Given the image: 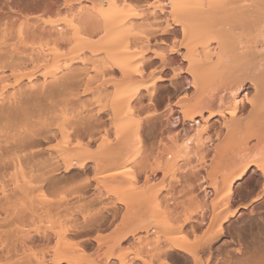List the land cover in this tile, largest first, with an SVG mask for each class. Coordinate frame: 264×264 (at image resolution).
<instances>
[{
  "label": "bare ground",
  "instance_id": "6f19581e",
  "mask_svg": "<svg viewBox=\"0 0 264 264\" xmlns=\"http://www.w3.org/2000/svg\"><path fill=\"white\" fill-rule=\"evenodd\" d=\"M87 1V7L80 11L68 9L72 0L60 4L3 1L0 264L10 263V254L19 249L14 264H97L88 260L80 263L68 254L79 248V244H72L73 249L68 241L70 236L77 237L82 232L85 235L98 228L107 229L112 220L118 222L114 221L117 226L113 230L109 228L118 235L103 252L106 262L116 258L125 264L124 256L130 251L116 255L112 248L131 238L136 243L132 261L139 260L141 264H232L229 251L222 250L217 242L226 237L224 226L248 203H238L234 188L248 174L257 176L251 184L255 195L249 203H257L264 197V0H165L167 6L159 7V12L152 13L146 23L141 22L149 29L142 42L146 49L151 52L155 44L163 46L162 52L152 54L146 62L147 73L143 68L129 65L135 50L126 38L121 43L108 39L109 34L131 22L132 17L122 13L123 6L118 0H107L105 5L98 0ZM121 1L128 4L130 0ZM97 2L100 5H95ZM67 9L71 13L67 24L32 21L27 31L18 26L16 31L19 38L25 31L26 38L33 42L17 40L22 42V47H18L21 42L18 46L13 42L17 37L11 28L17 16L11 14L41 17ZM72 16L86 29V35L87 31L90 35L103 34L98 38L100 44L95 41L111 64L106 67L107 78L102 76L98 83L90 82L84 68L58 76L57 67H52L63 56L57 47L80 35ZM75 57L71 55L68 61ZM64 63L68 68L70 63ZM165 71L171 72L170 77L164 76ZM82 75L84 82H80ZM167 80L170 82L164 93L167 101L163 98L165 104L159 109L162 94L157 87ZM206 83L209 89L203 90ZM79 86L82 90L76 92ZM93 91L103 105L96 114L75 118L66 127L68 117L62 112L58 116L60 110L56 111L60 98L69 94L79 99ZM106 110L107 117L101 119L97 113ZM109 126L113 132L109 129L108 138ZM100 131L99 144L96 137ZM144 133L158 141L163 135L168 138L171 144L162 148L159 145L157 149V156L165 160L164 164L158 161L153 167L147 164L149 168L143 167L146 160L141 135ZM129 164H135L136 169H126ZM88 165L98 170L103 180L95 179L113 197L112 212L105 209L112 219L104 221L108 215L99 211L100 215L96 213L97 217L90 221L83 216L81 225L76 219L81 205L69 207L66 195L57 198L54 195L70 180L85 174ZM175 171L179 172L177 181L183 184L179 193L188 194L187 202H177L178 191L174 194L175 190L170 188L172 197L163 201V209L193 208L197 215L176 218L163 228L156 244L151 246L146 242L147 237L157 229L146 225L139 211L146 205V190L175 175ZM159 192L155 191V197H160ZM99 200L95 198L94 203ZM145 211L140 215L145 217L148 213ZM71 219L73 234L55 229L56 224ZM104 233L101 235L105 236ZM186 233L200 239L194 237L195 243H183ZM13 234L16 241L6 243L4 236ZM99 236L96 235L97 240L93 236L98 244L103 238ZM256 236L252 257L245 256L238 244L236 252L241 255L238 264L264 263V225L258 227ZM16 247L19 249L15 250ZM145 254L150 255L148 260Z\"/></svg>",
  "mask_w": 264,
  "mask_h": 264
},
{
  "label": "rangeland",
  "instance_id": "374dc122",
  "mask_svg": "<svg viewBox=\"0 0 264 264\" xmlns=\"http://www.w3.org/2000/svg\"><path fill=\"white\" fill-rule=\"evenodd\" d=\"M3 1L4 0H0V21H1V17L3 16L1 11L3 9H5L3 6ZM39 1H41V2L42 1H54V2L58 1L60 4V3L65 2L66 0H39ZM67 1H71V0H67ZM86 2L88 3L87 0H76V1L72 0V2H71L72 5L68 9H70V10L74 9V11L75 10L80 11V9L83 10V9H85V7H87ZM98 2H101L100 3L101 5H105L107 3V0H98ZM117 2L119 4H121V7L123 6L122 7V13L132 17L130 19V21L135 25H133L131 22H127L128 24L126 23L119 30L114 31V33L109 34L108 39H110V40L114 39L117 42L121 43L123 41V39L126 38L129 42V45L131 46V49L135 50V53L132 54L131 62L129 65L131 67L143 68L144 71L147 73L149 70V67L147 66L146 62L150 59L152 54L162 52L163 46H159V45L155 44L152 47L151 52H149V50L146 49L145 45L142 42L145 41L146 37L148 36L149 29H148V27H146L147 24L145 25L142 23H144V22L146 23L147 21H145V20L146 19L148 20L151 17L152 13H156V12L158 13L159 7L167 6L165 4V0H130L129 3H131V6H129L130 5L129 3H128L129 5L125 4L121 0H118ZM97 3L95 5H100L99 3L98 4ZM68 9L64 10L60 13L46 14V15H43L41 17H35V16H26L25 17V13L20 14V15L13 13L11 15L17 16V17L15 20V23L13 24L14 26H16V28H13L14 26L11 28V31L13 32L12 34H14V37L16 34V37H17L18 31H16V30H19V29L26 30V29H28L29 24L31 25L32 21L34 22L36 20L40 21V22L57 21L58 23L67 24L69 22L70 14H71L70 11L68 13ZM72 17L73 18H71V19L75 18L74 22L76 24H78L77 17L76 16H72ZM17 21L20 23H18ZM27 22H28V25H27ZM0 24H1V22H0ZM126 25H128V26H126ZM17 26L21 27V28L18 29ZM78 27H79L78 32L81 31L80 35H79V33L77 35L78 39L72 40V39H69L70 38L69 37L68 38L69 43L67 42V44L65 43V44L57 47L59 49L58 52L63 53V56H62V58H60V61L57 64H53L52 67H54V68L57 67L55 74L58 76H66V75H69L71 72H73L77 69L84 68V70L87 73V76L91 78L90 82H92V84H95V83H98L99 81H101L102 76L107 78L109 73L106 70L107 69L106 67H108L111 64L109 62V60L106 58L105 52L103 50H101L100 46L98 45V43L100 44V42L98 41V38L101 39L103 34L98 32L99 34L96 33L98 35H96V34L90 35V33L87 31V35H86V33H85L86 29L83 26H81L80 23L78 24ZM2 28L3 27H1V25H0V32H1ZM69 31L70 30H68L67 33ZM24 32L22 33L23 35L21 36L22 39H20L21 37L20 38L17 37L16 39L13 40V42L16 43L17 46L21 42V41L18 42L19 40H22L25 42L30 41V43L33 42V40H31V38L28 39V36L26 38V34L24 35ZM20 33H21V31H20ZM110 35H112V36H110ZM88 36H89V39L91 41L88 39ZM167 39L169 40V38H167ZM152 41H155V40L153 39ZM30 43H28V44H30ZM20 46L22 47V42H21V44H19L18 47H20ZM54 48L57 49L56 47H54ZM71 55H77V57H75L72 62H69L68 58ZM121 59H124V58H121ZM81 60H84V62H82ZM64 62L70 63L68 68L64 67V64H65ZM154 64L157 65V60L154 61ZM103 66H105V67H103ZM100 71H102V73H100ZM163 74H164V76L166 75L167 77H170L171 72L165 71ZM80 78H82L80 80V82L85 81V78L83 75ZM169 84H170V82L168 80L158 84L157 88L159 90V93L162 94L161 95L162 100L160 99V102L158 104L159 109H161L163 107V105L165 104V101H167L166 95H164V93H165L166 88L169 87ZM208 89H209V83L204 84L203 90H208ZM75 90H76V92L81 91L82 86H79ZM65 95H63V97L60 98V100H59L60 106L58 104L56 111L58 112L60 110L58 112V116L62 112V113H65L66 116L68 117V120L64 124L66 127H68L70 125V121L72 122V120H76L75 118L88 116L90 113L96 114L97 110L104 103L103 101H100V99H97L98 95H97L96 91H93L92 93H87V94L82 95V96H80L81 95L80 94V95H78V96H80L79 99H75V98H73L72 95H69V94H65ZM163 98H165L166 100L164 101ZM82 106L86 107V108H83ZM58 107H60V108H58ZM57 109H59V110H57ZM107 112L108 111L106 110V112L103 111V112H99L97 114H99L98 116H100L101 119H105L107 117L106 116ZM141 117H143V115H141ZM60 119L61 118H59V120H57V121L60 122ZM109 129L112 131V128L109 126L108 131L106 133L107 137H108V134L110 133ZM97 134H98V137H96V141L100 144L102 142L101 131H100V133H97ZM97 134H96V136H97ZM102 134H103V132H102ZM164 136H165V138L161 140V138ZM109 137H110V134H109ZM141 137H142V141H143L144 159L146 160L145 166L143 164V167H147V166L153 167L156 165V163H158V161H159V164L160 163L164 164L165 160H162L161 158H159L157 156V151H158L157 149H159V145L162 148V147H167L169 144H171V143H169V140L167 141L168 138L166 137V135H163L159 141L156 137H150L146 133L142 134ZM97 142H96V144H97ZM162 161H164V162L162 163ZM146 164H147V166H146ZM126 166H127L126 169H130V170L136 169V168H134L135 164H131V165L129 164ZM179 166H180V163H179ZM147 168H149V167H147ZM88 170L89 171H87L85 174H83L80 178L78 177L74 180H70L67 184H65L62 187V189H60V191L58 193H56L54 195L55 198L59 197L61 194L66 195V197H67L66 202L68 203L69 207H77L78 205H81V207L79 208L81 211L78 210L79 214L78 213L76 214L77 224L80 222L81 225L83 224V218H82L83 216H85L86 221L87 220L90 221L94 217L95 218L97 217L95 215L99 211L103 215L104 214L108 215L107 212L108 211L110 212V210L112 212L111 202L113 201V197L110 194H107L105 192L103 186L100 184V182H101V180H103V178L98 173V170L97 171L95 170V168L94 169L90 168ZM177 171H179V170H177ZM177 171L174 172L175 175H170V176L166 177V179H164L163 182H161L160 184H157L152 189L146 190V193L148 195V199H147V202H145L146 205L144 207V210L148 211V213L145 211L147 213V215H145V217L141 216L143 214L142 212L144 211L143 209H141L142 211L141 210L139 211V216L145 218L146 223H147L146 225H149L150 227H154L158 231V233H157V231L152 232L151 235H149L147 237L148 241L146 240V242H148L150 245L152 244L151 246H154L153 244H156L155 243L156 238L159 235H161L163 228L166 225L171 224L176 218H180V219L185 218V217L190 218V217H195L197 215V212L193 208L179 209V210H174V211H168L166 209H163L164 208L163 201H165L168 197H172V195L168 192V189H170V188H173L175 190V191H173L174 194H177L176 192L178 191V194L176 195L177 196V202H179V203L180 202L181 203L187 202L186 200L188 198V194H186L184 191H181L182 193H179V190H181V186L183 184H181L182 182L177 181V176L179 174V172H177ZM172 176H174L175 178ZM95 178L97 180H99L100 182H97V180ZM256 179H257V176H251L248 174L245 177V181L239 183L236 186V188H234L235 195H236L235 199L238 201V203H241V202L242 203L248 202V203L246 204L245 209L239 208V214L236 217L232 218L231 221L229 222V224H226L224 226L227 230L226 231L227 232L226 237H221V239H219L217 242V245H220L222 247V250H226V251L228 250L229 251V254L231 255L232 264H238L237 261H239V258L241 256V255H239V253L236 252V249L239 248L238 244H241V247H242V250L244 251L245 256L252 257L253 251L255 250L254 245L257 244L258 236H256V234L258 233V227L261 225H264V197H263V199H261L257 203H254V204L249 203V200L255 195V194H253V189L251 188V184L253 182H255ZM155 191L156 192L160 191L159 192L160 193L159 198L155 197ZM80 193H81V196L80 197L77 196ZM248 193H249V195H248ZM98 197H100L101 200H99ZM93 198L94 199L96 198V200H99V201H95V203H94ZM89 199L90 200L93 199L92 200L93 203ZM83 201H85V202H83ZM88 201H90V203ZM105 209L106 210L108 209V211H106ZM140 212L142 213L141 215H140ZM145 212H144V214H145ZM110 214L111 213H109V215H108L109 217L104 215L107 217L104 219V221L106 219L110 218V216H111ZM111 219L112 218H110V220ZM112 221L114 223L115 220H112ZM112 221H110L109 226L113 230V228L115 226H117L116 224L118 222L115 221L116 224L115 223L113 224ZM111 223L113 226L111 225ZM73 225H74V222L72 221V219L69 221L65 220L60 225L56 224L55 229L59 230V231L64 230V231L68 232V234H70V232H72V234H73V231H74ZM109 226L107 227V229L103 227L104 231L102 230V228H98V230H96L95 232L93 231V232L85 233V235H84V232H82L81 234L83 236L81 234H79V236H77V237L70 236L71 239H69L70 241H68V244H71V245L72 244L73 245L79 244V248H75V250H73L74 253H73V251H69L68 254H70L71 256L74 255L73 257H76V259H78V261L80 263L82 261L85 262L86 260H88L89 262L96 261L97 264L98 263L99 264H102V263H104V264H122L121 262H119L120 261L119 259L111 258L108 262H106L104 257H103L104 250L107 251L109 249V247L112 246V243L114 242V238H116L115 235H118L116 233L114 235L115 231L113 232L109 228ZM8 228L9 227H6L5 229L7 230ZM99 229L102 230L103 233L105 232L104 233L105 236H102L103 234H102V232L99 231ZM197 233L202 234L201 230H198ZM87 234H89V235L91 234V236H89ZM98 234L101 236V238L103 237L102 238L103 240H105V241H102V239L100 238L101 239L100 240L101 245L97 243L98 241H95V239L97 238L96 235H98ZM14 235H16V234L10 235V237L4 236V238L6 239L5 240L6 243H13L14 241H16V238H15L16 236H14ZM93 236L95 237V239ZM194 237L195 236L193 234L186 233V238L182 239L183 243H187V244L192 243L193 244L194 239L197 237V240H198V238H199L198 235H196L195 238ZM130 239L125 240L124 242L120 243L119 244V245H121L120 247H119V245L118 246L115 245L112 248L113 252H114V254L118 255L121 253V251L125 252L126 250L127 251L129 250L130 252H127L124 256V259H126V260H124V261H126L125 264H141V262L139 260L132 261V258H133L132 252L136 248V245H135L136 243H132V239L131 240ZM86 242H88V244L90 243L89 246H87ZM53 243H54V245H53ZM53 243H52V245L55 246V242H53ZM123 243H125V244H123ZM194 243H195V241H194ZM224 244H227V246L226 245L224 246ZM73 245L71 247H73V249H74ZM255 246H257V245H255ZM17 248L18 247H16L15 250H17ZM19 250H17L18 252H13L14 254H10L11 256L8 258V262L11 263V261H12L11 264L15 263V261L17 260V258H15V255L17 253L19 254L21 252V250H20V252H19ZM226 251H224V253ZM18 254H17V257L19 256ZM216 256L218 257L217 252H216ZM144 257L148 260L150 258V255L145 254ZM224 257H226V254H224ZM155 260H154V262H155ZM10 263H8V264H10ZM243 264H264V263L251 261V262H245Z\"/></svg>",
  "mask_w": 264,
  "mask_h": 264
},
{
  "label": "flooded vegetation",
  "instance_id": "af4514ba",
  "mask_svg": "<svg viewBox=\"0 0 264 264\" xmlns=\"http://www.w3.org/2000/svg\"><path fill=\"white\" fill-rule=\"evenodd\" d=\"M89 167V168H88ZM88 167H87V169H86V171L85 172H87L88 171V169H90L91 168V165H88ZM82 176V175H81ZM81 176H79V178L81 177ZM78 178V177H77ZM105 225V224H104ZM105 226H107V225H105Z\"/></svg>",
  "mask_w": 264,
  "mask_h": 264
}]
</instances>
